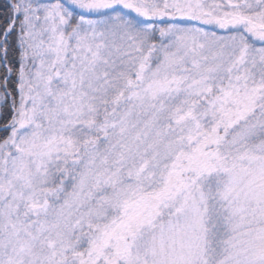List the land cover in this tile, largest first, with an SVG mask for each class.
Here are the masks:
<instances>
[{"label":"snow or ice","instance_id":"6c2138e0","mask_svg":"<svg viewBox=\"0 0 264 264\" xmlns=\"http://www.w3.org/2000/svg\"><path fill=\"white\" fill-rule=\"evenodd\" d=\"M0 264H264V0H0Z\"/></svg>","mask_w":264,"mask_h":264}]
</instances>
